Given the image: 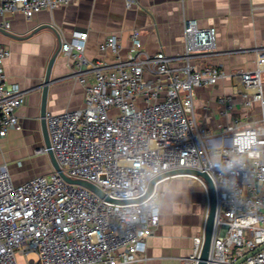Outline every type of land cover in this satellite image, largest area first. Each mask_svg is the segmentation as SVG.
I'll return each instance as SVG.
<instances>
[{"label": "built area", "instance_id": "2783aa9c", "mask_svg": "<svg viewBox=\"0 0 264 264\" xmlns=\"http://www.w3.org/2000/svg\"><path fill=\"white\" fill-rule=\"evenodd\" d=\"M72 1L0 0V25L8 29L18 13L30 18ZM137 4L123 0L125 8ZM181 23L178 53L146 51L135 26L125 45L118 33L105 35L96 57L85 54L86 29L61 39L59 54L83 97L76 108L45 112L50 148L66 176L92 183L103 195L66 181L53 168L15 181L9 163L1 162L0 264L143 260L159 222L165 180L196 179L206 195V217L207 186L197 174L164 175L147 193L152 178L179 168L206 173L214 189L204 264H264V46L251 49L252 67L228 75L235 79L231 91L214 97L216 113L226 121L211 129L196 114L194 90L226 75L218 65L198 64L216 54V27L185 16ZM9 54L0 43V139L20 130L17 110L27 92L8 80L3 63ZM33 153L44 155L45 148ZM13 165L20 168L22 160ZM203 227L192 239L187 264L199 260Z\"/></svg>", "mask_w": 264, "mask_h": 264}, {"label": "crops", "instance_id": "0c3cea01", "mask_svg": "<svg viewBox=\"0 0 264 264\" xmlns=\"http://www.w3.org/2000/svg\"><path fill=\"white\" fill-rule=\"evenodd\" d=\"M263 0H138L137 6L125 8L123 0H75L52 11L42 10L25 18L10 17L12 38L0 33V43L10 49L3 66L9 81L26 89L24 102L17 110L20 130L10 129L0 139V163L8 162L15 181L24 178L13 162L21 157H40L34 149L42 146L39 107L42 82L48 59L57 40L69 36L73 29H86L85 54L99 55L98 43L110 32L118 33L123 45L128 43L131 27H138L142 47L153 53L182 51V18L190 17L200 26L216 27V54L198 63L215 64L226 74L211 87L194 90L195 111L203 124L214 129L226 121L216 113L214 97L231 91L235 84L228 76L238 69L253 66L251 49L264 46ZM2 17L0 16V23ZM51 24L31 32L39 24ZM31 32V33H30ZM100 56V55H99ZM46 98V111L58 112L82 104V87L69 76L65 57L57 54L51 70ZM23 142L27 148L23 147ZM13 152L11 156L8 154ZM35 158V157H34ZM42 163V162H41ZM29 163L26 167L31 168ZM24 165L22 161V166ZM47 172V171H46ZM160 202L159 222L147 239L145 258L134 264H187L192 239L201 233L206 211V195L199 182L189 176H173L165 180Z\"/></svg>", "mask_w": 264, "mask_h": 264}, {"label": "water", "instance_id": "95a60500", "mask_svg": "<svg viewBox=\"0 0 264 264\" xmlns=\"http://www.w3.org/2000/svg\"><path fill=\"white\" fill-rule=\"evenodd\" d=\"M41 28H51L54 32H56L55 28L51 24H47V23L37 25L36 27H34L32 29L31 32L37 31L38 29H41ZM0 33L4 34L6 36L12 37V38H20V36L15 35L13 33H10L7 29H4L1 25H0ZM60 44H61V40L58 39L57 44H56V48L53 51V53L51 54L50 58L48 59L46 69H45V73H44L42 82L40 84L41 97H40V107H39V122H40V130H41V135H42V143H43L42 146L45 148V154L48 157L51 168L56 170L60 174L61 177H63L68 182L80 184V185L94 191L95 193L99 194L100 196H102L103 192L99 188H97L95 185H93L92 183H90L86 180L75 179V178H71V177L66 176L63 173V171L60 169V167H59L58 163L56 162V159L52 153V150L50 148L46 124H45L46 98H47L49 85L52 83V79H50V70H51L52 64H53L57 54L59 53ZM177 172H191V173L197 174L204 179L206 186H207L208 210H207V214H206V217L204 220V227H203V237H204L203 239L204 240H203L202 250L200 253L199 260L197 262V264H204V260L206 258L207 250H208V246H209L210 234H211V230H212V222H213V216H214V209H215V193H214L212 183H211L210 179L208 178V176L206 175V173H204L202 171L195 170V169H190V168H179V169L166 171L164 173H161V174L155 176L154 178H152L149 181L147 193L150 191L152 184L154 183V181L156 179H158L164 175L173 174V173H177Z\"/></svg>", "mask_w": 264, "mask_h": 264}, {"label": "rangeland", "instance_id": "374dc122", "mask_svg": "<svg viewBox=\"0 0 264 264\" xmlns=\"http://www.w3.org/2000/svg\"><path fill=\"white\" fill-rule=\"evenodd\" d=\"M234 82H235V79L233 78ZM240 87V85H239ZM115 112V109H112L109 111V114ZM237 115V114H236ZM23 147L24 148H27V145L25 142H23ZM2 148V146H0V149ZM13 152H10L8 155L11 156ZM41 156V155H39ZM35 157V158H34ZM42 160L41 162L37 164H34V163H37V159H40V157H37L36 156H31V157H21V160L23 161L24 165L20 167V170L23 172L21 175L24 177H27V176H30V175H33V174H38V173H44L46 171H49L51 166H50V163H49V160H48V157L46 154H44L43 156H41ZM4 162V161H2ZM29 163L30 164H34V166H31V168L29 167H26V165ZM34 256L33 253H29V257H32ZM16 258L17 260L22 263L24 260L21 256H19L18 254H16Z\"/></svg>", "mask_w": 264, "mask_h": 264}]
</instances>
